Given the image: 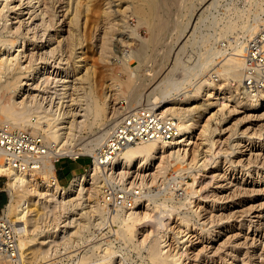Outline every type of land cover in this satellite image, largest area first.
Segmentation results:
<instances>
[{
  "label": "rangeland",
  "instance_id": "rangeland-1",
  "mask_svg": "<svg viewBox=\"0 0 264 264\" xmlns=\"http://www.w3.org/2000/svg\"><path fill=\"white\" fill-rule=\"evenodd\" d=\"M84 1L38 0L31 6L29 0H0V122L11 115L21 123L18 128L39 132L47 143L60 147L55 171L64 166L67 175L59 183L65 186L74 174L87 172L94 157L72 151L103 131L101 126L107 129L126 109L152 106L162 116H173L176 123L179 117L191 120L200 114L198 123L208 119L210 130L202 132L198 126L183 158L165 156L159 168L138 172H133L136 166L132 164L129 171L118 170L106 180L104 170L96 167L76 193L52 202H44L45 194H41L47 191L43 190V173H28L35 183L14 187L1 174L0 192L5 198L8 193L9 216L15 219L18 210L33 208L27 213L31 231L25 235L26 244L32 247L22 253L23 264L45 259L52 264H162L147 250L156 236L154 224L126 228L121 218L129 205H115L119 217H111L113 201L120 195L132 200L131 206L147 204L150 214L164 209L171 213L163 232L164 250L172 255L176 249H185V264H216L219 260L264 264V177L255 185L257 174L264 173V107L247 111L248 97L240 88L243 76L240 82L232 81L225 60L237 42L246 45L252 37L246 26L254 18L259 17L263 28L264 0H155L156 13L160 12L155 14L164 17L160 22L166 31L154 40L148 22L136 20L133 10L138 0H121L122 11L107 16L100 15L105 13L99 8L93 22ZM101 3L107 7L105 1ZM116 3L108 9H115ZM75 7H81L78 17H73L78 18L76 22L70 17ZM41 10L46 11L44 17ZM107 31L113 36L108 35L103 49L102 34ZM18 41L22 42L19 48L11 47ZM17 53L18 62L3 66L6 57ZM53 63L58 67L52 69ZM39 65L47 67L46 73L33 82L34 89L19 97L21 104L31 105L30 110L16 116L9 104L27 82L21 76ZM211 67L220 71L213 76ZM169 81L177 86L173 88ZM208 82L216 86L203 90ZM161 89L166 95L150 103ZM222 93L237 95L241 102L227 99L222 107L217 104ZM163 104L171 110L158 108ZM60 119L69 128L57 145L52 135ZM70 167L73 170L68 173ZM194 175L199 182L191 187L188 183ZM38 203L42 210L36 212ZM247 223L249 231L236 229ZM147 231L152 233L141 244V233ZM48 233L51 241L41 244V237ZM216 233L219 236L213 239ZM36 246L40 249L33 253Z\"/></svg>",
  "mask_w": 264,
  "mask_h": 264
},
{
  "label": "bare ground",
  "instance_id": "bare-ground-1",
  "mask_svg": "<svg viewBox=\"0 0 264 264\" xmlns=\"http://www.w3.org/2000/svg\"><path fill=\"white\" fill-rule=\"evenodd\" d=\"M86 1H87V3H86ZM86 1H84L85 4L84 3L83 4L85 6H83V7H86L89 10V15L91 14L93 16V17H91L92 19L90 18L92 20V22L93 21H97V15L99 14L98 11H100L99 8L100 9L102 8L101 9L102 11H100L101 13H105V14H100V15H103V16H107L108 15L107 13H113V12H117V11H122V9H120L121 0H86ZM102 1L103 2L105 1V4H107V7L104 5L106 8L103 7V4L101 3ZM115 1H117V3L115 4L116 8L115 9L113 8V10L112 9H108V8H110V4L112 2H115ZM37 2H38V0H29V3H31V6L35 5V3H37ZM137 2H140V4H138L137 6L134 5L135 8L133 10L134 14H136L137 17H138V19H136V20H138V21L144 20V21L148 22V25L151 26V30H152V33H151L152 36L151 37H152L153 40L156 39V38L157 39L160 38L161 34H163V32L166 31V28L164 27L166 25H164L163 22H160V20L163 19L164 17L159 19V17L157 16L160 12L156 13L158 11V8L156 6L157 5L156 1L155 0H138ZM79 3H81V2H79ZM68 4H69V2H68ZM127 7H128V5H127ZM68 8H69V6H68ZM79 8H81V7H79ZM79 8L76 9V7H75V10L72 9L74 11L72 13L73 15L70 16V17L73 18L74 16H77ZM124 8L126 9V7H124ZM42 9H44V8H42ZM64 10H66V8ZM68 10L70 11V9H68ZM81 11H82V9H81ZM45 12L46 11H43V10L40 11V14H41L42 17H44V15H45L44 13ZM66 12H67V10H66ZM83 12H86V11H83ZM87 17H88V15H87ZM107 18L108 17H106V19ZM157 18L159 19L160 23L157 22L158 21ZM73 19L75 20V18H73ZM73 19H71V20H73ZM102 19H104V18H102ZM76 20H78V18H76ZM76 20H75V22H76ZM110 22L112 23V21H110ZM259 22H260V19L257 16L256 18L253 19V22H250L246 26V31L248 32L249 36H253V34H256V32H258L260 27L262 29L263 23L260 24ZM68 23L70 24V23H72V21L68 22ZM107 23H108V19H107ZM90 24H91V22H90ZM49 25H51V24H49ZM114 25H115V23H114ZM75 26H77V23H76ZM106 27L108 28L109 26L107 25ZM110 28H112V26H110ZM152 28H154L155 31H153ZM58 29L60 30L61 27H59ZM104 29H106V28H104ZM106 30H108V29H106ZM112 30L113 29H111L109 31H112ZM80 32H82V31H80ZM72 33L74 34V32H72ZM108 33H110V32L107 31L104 34H102V36L104 37L102 39L105 40V41L103 40L104 42L101 41L102 42V44H101L102 46L101 47L103 49H105L107 47L106 46V44H107L106 41H109V39L107 38L108 35H109V38L113 36V35L110 36V34H108ZM77 37L75 39H77ZM49 40H50V38H49ZM120 42H123V41H120ZM20 44H22V42L18 41L15 45H12L11 47L19 48ZM123 44H125V43H123ZM78 45H79V43H78ZM142 47L143 46H140L139 49L142 48ZM102 48L100 50H102ZM106 50H108V49H106ZM244 50H245L244 42L243 41H239L232 48V52H230L229 57L227 59H225L227 61L226 65L228 66V70H229V74H230L231 80L234 81V82H236V80L238 82H240L241 77L243 76L242 68H243L244 64H243L242 52ZM140 53H142V52L140 51ZM17 55H18V53L15 56H13V58H7L6 57L2 61V64H4L3 66L8 67V66L12 65L13 62L14 63L18 62V60H17L18 56ZM134 56H135V54H134ZM225 60L222 63H224ZM136 61H137V59H136ZM209 63L210 62H208V64ZM203 66H205V63H202L201 67H203ZM220 66L221 65H219V67ZM57 67L58 66L55 63H53V68L52 69H55ZM46 69H47V67L45 65H43V66L39 65V66H36L35 68H33L31 71L25 72L23 74V76H21V78L23 80H26L27 82H23V83H25L24 87L19 89L18 92L16 94H14V96H13V98L11 100V103L9 104L10 110L11 111H15L17 113L16 116H20L25 111H29L30 110L29 107L31 105L30 104H21V99H19V97H21V95H24V94L26 95V93L28 94L31 88L34 89L33 86H32L33 82H35L37 79H39L43 75V73H46ZM211 69H213V67H211L209 70H211ZM219 71L220 70L215 68V69L212 70L211 74L215 75ZM132 78H134V77H132ZM66 81H69V80L64 79L62 82H66ZM130 83H132V82H130ZM168 83H170V84L172 83V87L173 88L177 86L175 82H170L169 81ZM26 85L28 86L27 88H26ZM129 86L132 87L134 85H129ZM215 86L216 85L214 84V82H208L207 84H205L203 90H207V89L211 90ZM163 87H166V86L163 85ZM240 88H241V86H240ZM212 94H216V92H213ZM162 95H166V92L161 89L160 93L155 95L153 101L150 102V103H153V102L155 103V101H158L156 99H159V97L162 96ZM227 99L229 101L231 99H234L235 102H241V100L239 99V97L237 95L226 96L225 94L222 93V94H220L218 96V100H217L218 103L217 102L216 103L220 104V106L223 107V106L226 105ZM165 100H167V99H165ZM135 105H134V107H135ZM150 107H152V106H150ZM159 107H160V109L162 111L171 110V106L169 107V106H167V104H163L162 106H158V108ZM262 107H264V93L261 95V97H259L257 99H252V98L248 99L247 106H246L247 111H253L255 109L259 110ZM211 115L213 116V113ZM211 115H209V116H211ZM257 116H258V114H257ZM179 118H180L178 120L179 122L176 123L177 126L175 128V132L173 133V135H172V137L170 139L167 140V139H164V138H158V139H153V140H148V141H142V142H136V143H132V144H127L123 148V150L121 151V153L118 156L105 157V160H103L104 158L102 157L103 159L101 161H99V159L97 157V152H95V150L102 146V144L106 140L107 133H108V128L104 130V127L101 126L100 129H102L103 131H101L99 133L97 132L98 134L95 135V137L90 142L86 141L87 143L82 144L80 147L76 148L75 151H72L71 154L80 153V154L92 155L94 157V159L92 160L91 164L89 165L86 173H84L82 171V172H78V173L74 174L69 179L68 183L65 186L61 185L58 182V180L56 178V175H55L54 161L57 160V157L59 155L58 153H59L60 147L56 148V147H54L53 144L49 143L52 146H51L50 151H48L46 153L45 157L43 158V166H42L41 171H40L41 173H43L46 176L45 188H43V190L46 189L47 191L46 192H42L41 191V194H45L44 195V198H45L44 202H52L53 199L54 200H59L60 198L64 199L65 197L71 196L74 193H76L81 188V186L83 185L84 181L88 177L92 176V172L94 171V169L96 167H101V169L104 170V174L106 175L104 177V179L106 180V179H112L114 174H115V172L118 171V170H120V171H118L116 173H121L123 170L129 171L130 168L133 166L132 164H135V166H136V168L133 170V172H138V171H142V169H145L147 167L148 168L151 167V169L159 168L162 165V162H163L165 156L174 155L178 159L183 158L184 154L186 153V146L190 143V139L194 137V132L196 131L198 126H200L202 132L209 131L210 127L208 126V123H207L208 119L205 121L204 124L198 123L199 119L201 118L200 114H197V116L193 117L191 120L188 119V118H184V117H179ZM213 118H214V116H213ZM4 120H5L6 124H8V122H10L14 126H17V127L21 126V123L20 122L16 123L17 119L15 117L11 116V115H6ZM5 122H3V123H5ZM55 126H56V128H55L56 134L54 133V135H52V136H54V139L58 140L57 145H59V143L64 141L63 138H65V136H66V135L64 136V134L66 133L65 130L67 128H69L68 127L69 125L67 126L66 124H64V121L60 119V120H58L55 123ZM214 130H215V128H214ZM82 142H84V141H82ZM210 144L213 145L214 142H211ZM77 150H79V152H77ZM66 151L69 152L68 150H66ZM216 152H218V151H216ZM60 153H62V152H60ZM205 160H207V159H205ZM100 162H102V164H100ZM1 174H4L7 177L6 183L9 186H11V187L26 185V184L31 183V181H32L33 184L35 183L33 179H29L27 177V175H28L27 172H20V171H17L15 169L7 166L2 161V158L0 157V175ZM257 175H259V176H257L258 181L255 182V185L258 184L260 180H262V178L264 177V173H258ZM208 177H210V176H208ZM195 181H198V179L194 175L193 181L191 183H188V185L191 186V187H194ZM198 185H199V183H198ZM195 191L196 190H194V192ZM258 191H261V190L258 189ZM32 199H30V200H32ZM103 199H105V198H103ZM131 201L132 200H130V202ZM192 201L193 200L190 199V201H189L190 204H191ZM31 204H35L34 201ZM141 204H137V205H134V206L132 205L131 206V203H129L128 204L129 207H127L128 209L125 210V211L123 210L124 211V216L121 218V221L125 224L126 228H136L138 225L140 227H145L146 228V227L149 226V224H154V228L156 229V231H155L156 234H154V235H156V236H153V239L151 240V242L149 243V245L147 247V250L149 251L150 256L158 259L159 262H161L162 264L163 263H167L168 264V262H173V264H185L183 261H185L187 256H188L187 253H186L187 251L185 249H182V250L176 249L175 252L172 255L166 254L165 253L166 250H164L165 243L163 241L165 240L164 239L165 234L163 232L165 230H167V227H168V225H167L168 223L167 222H168V219H170V217H171L170 216L171 213L169 211H167L166 209H164V210H159V211H157V212H155L153 214H150L149 211L146 210V209H148L147 208V204H143V203H141ZM125 205L127 206V203H125L123 205V207H125ZM36 206H37L36 212H39L40 210H42L40 205H39V203ZM24 208H26V206ZM24 208L18 210V212H16V214L14 216L15 219H13L15 222L20 223L22 225V231L23 232L20 234L19 242H18L19 252H20L21 257H22V253H25L26 250H30L31 247H32V246H30V244H26V239H25L26 236L25 235H28L29 232L31 231V227H30L31 217H29L27 213H28L29 210H33V208L32 207L29 208V206H27L26 210ZM34 209H35V207H34ZM114 209L115 208L113 207L112 210H111V212H113V214L111 213L112 214L111 217L112 218H117V217H119L118 213L120 211L119 210L117 211V210H114ZM236 229H246L247 231H249L250 230V226L247 223L245 226L244 225H239ZM151 233H152V231H150V233H148V231L146 233L142 232L141 233V238L140 239L138 238L139 239L138 241H140L141 244H144L146 242L147 238H148V235L151 234ZM216 236H219V234L216 233V234L212 235V238L215 239ZM49 237H51V234H49V233L43 235L41 237L40 243L41 244L48 243L49 241H51L50 239H47ZM161 242H163L162 245H161ZM36 247H38V246H36ZM34 248H32V250H31L33 253L37 252V249L38 250L40 249L39 247L35 248V249ZM44 251L45 250H43L42 252H44ZM28 252H26V253H28ZM46 254H48L47 251L45 252V255ZM25 259H27V258H25ZM47 261H48V259H45V260H42L41 262L36 263V264H52V262H47ZM32 263H34V262H30V264H32ZM216 264H224V262L222 260H219V262H217Z\"/></svg>",
  "mask_w": 264,
  "mask_h": 264
},
{
  "label": "built area",
  "instance_id": "built-area-1",
  "mask_svg": "<svg viewBox=\"0 0 264 264\" xmlns=\"http://www.w3.org/2000/svg\"><path fill=\"white\" fill-rule=\"evenodd\" d=\"M242 58L243 94L248 99H257L264 93V26L247 41ZM161 114L152 107L126 109L107 126L106 140L97 151L99 161L105 160V157L118 156L127 144L158 138L170 139L177 126L176 119ZM51 146L39 132L0 122V157L7 166L17 171L39 173L43 158ZM104 196L110 204L108 194ZM5 199L0 207V264H23L18 246L22 225L9 216L8 193ZM125 203L128 205L130 200L120 195L115 197L113 207Z\"/></svg>",
  "mask_w": 264,
  "mask_h": 264
},
{
  "label": "crops",
  "instance_id": "crops-1",
  "mask_svg": "<svg viewBox=\"0 0 264 264\" xmlns=\"http://www.w3.org/2000/svg\"><path fill=\"white\" fill-rule=\"evenodd\" d=\"M64 166L62 167H59L58 168V171H55V175L57 176L56 178L58 179V182H59V179H63V177H66L67 175V172L64 170ZM72 167H70L68 171L69 172H72ZM5 195L3 193L0 192V206L5 202Z\"/></svg>",
  "mask_w": 264,
  "mask_h": 264
}]
</instances>
